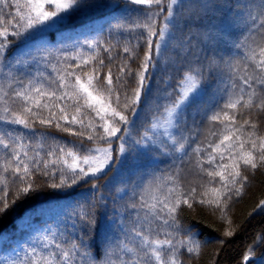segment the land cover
Returning a JSON list of instances; mask_svg holds the SVG:
<instances>
[{
  "label": "trees",
  "instance_id": "obj_1",
  "mask_svg": "<svg viewBox=\"0 0 264 264\" xmlns=\"http://www.w3.org/2000/svg\"><path fill=\"white\" fill-rule=\"evenodd\" d=\"M203 2L204 0H182L183 6L175 7L174 22L169 23L165 38L167 51L163 57L158 58L160 68L150 69L146 80L150 92L146 98L142 96L138 113H134L131 107L124 113L129 123L121 125L122 132L118 135L124 136L127 152L124 155L118 153L116 148L121 141L113 138L114 162L111 167L103 175L85 178L71 187L52 188L51 180L45 182L44 177L37 178L36 190L18 202L14 210L0 218V258L23 259L25 252L31 247L46 253L54 250L52 240L62 242L83 236L95 249L110 253L113 261H117V257L126 260L131 254L121 250L123 244L126 243L128 247L139 244L138 238H133L130 232L134 222H138V229L146 231L145 225L149 221L154 229L149 233L152 238L159 235L163 239L165 234H169L168 238L184 240L195 234L193 238L201 244L199 253L190 257L187 253L183 254L181 259L184 264H244L243 254L250 247L255 249L254 258H264V239H259L264 237V211H260L258 207L264 201V167L244 171L243 165L241 166L242 175L247 176L248 180L242 195L234 196L228 202L225 219L221 218L220 210L214 206L193 203L188 208L182 204L176 214V222L168 227L159 225V221L152 219L148 209L139 207L140 196L146 188H154L159 184L162 186L161 190L166 191L172 186L169 177L174 175L179 176L181 190L184 191L195 187L199 194L207 188L220 187L218 177L215 182L208 183L211 178L197 166L198 159L204 153L198 157L193 150L199 147L210 151L208 143H218L225 134L223 124L220 123L223 113H220V120L213 121L211 117L219 111L218 105L224 103L222 98L225 97L226 89L233 99L239 95L240 77L245 74L244 66L250 64L245 54L250 47H256L253 41L260 42L262 39L259 19L256 24L252 22V17H259L262 9L260 0H227L230 7L205 13L198 7ZM95 3L97 7L72 17L63 25L62 35L51 34L48 39L52 46L46 51H37L31 41L10 36L12 46L7 52V60L0 63V95L13 87L19 88V81H24L25 85L29 80L47 84L49 77L54 79L56 76L53 65L62 67L64 57L80 53L83 56L96 54L106 58L107 54L102 48L90 49L89 43L98 41L104 47L109 42L117 45L126 41L130 44L141 43L136 52L142 59L145 49L142 42L135 39L141 30L134 29L129 33L128 29L143 18L141 12L146 6L130 3L125 5L123 0H95ZM116 3L120 6L116 7ZM166 14L165 6L164 12L156 19L157 31L164 26ZM120 25L123 28L118 27ZM21 50L30 52V55L24 58V63L17 65L14 61ZM117 50L119 51V47ZM9 62H12L11 66L5 67ZM119 62L117 59L116 63ZM67 63L73 61L68 60ZM138 64L139 60L133 63V69ZM189 66H203L204 91L187 108L182 118L178 140L185 148L177 150L179 143L173 147L171 140L165 147L160 143L161 139H157L152 150H138L135 142L141 140L145 131L150 129L153 117L162 118L163 106L174 98L163 91L166 82L173 87L178 85L183 70ZM168 91L172 92L173 89L169 88ZM145 99L147 103L143 102ZM4 107L3 102H0V115H5ZM226 111L230 116H236L235 126L249 120L257 125V135L264 136V112L242 106ZM125 127L127 132L124 131ZM249 130L245 125L241 130L244 134L242 138H246ZM7 131L21 135L25 143L33 146L43 142L42 134L47 137L48 144L52 143L51 138L54 136L61 141L70 142L69 146L71 143L81 142L88 149L108 146L103 141H88L86 137L56 129L54 125L48 127L37 123L33 129H25L0 120V132ZM99 131L102 133V129ZM149 134L152 135V132ZM46 150L47 148L44 149ZM4 158L5 150L0 147V164L4 162ZM67 159L71 162L70 157ZM203 167L208 169L212 166L204 164ZM209 198H212L211 194ZM145 199L149 197L145 196ZM133 204L137 205L136 209H133ZM29 209L35 211L28 212ZM85 210L91 213L94 223L90 231L85 229L82 232L77 214H82ZM25 213V220L17 219ZM73 224L76 225L75 228ZM229 231L233 233L232 236L226 235ZM45 236L49 237L48 241H45ZM46 242L50 245L48 249L44 248ZM250 264H257V261L253 260Z\"/></svg>",
  "mask_w": 264,
  "mask_h": 264
},
{
  "label": "snow or ice",
  "instance_id": "obj_2",
  "mask_svg": "<svg viewBox=\"0 0 264 264\" xmlns=\"http://www.w3.org/2000/svg\"><path fill=\"white\" fill-rule=\"evenodd\" d=\"M123 2L125 5L130 3L146 6L141 12L143 18L138 19L128 29L129 33L134 29L141 30L135 39L142 42L145 49L142 59L136 52L141 43L130 44L126 41L122 45H117L109 42L106 47L98 41L89 43L90 49L102 48L107 54L106 58L96 54L83 56L80 53L64 57L62 67L53 65L56 76L54 79L49 77L47 84L29 80L25 85L24 81H19L21 85L19 88L13 87L0 95V102L5 105L3 108L5 115H0V120L5 123L22 126L25 129H33L37 123L48 127L54 125L56 129L86 137L88 141L99 140L108 145L88 149L81 142L71 143L69 146L70 142L61 141L54 136L51 138L52 143L48 144L47 137L42 134L43 142L33 146L25 143L19 134L14 135L11 131L0 132V147L5 150L4 162L0 164V218L14 210L18 202L36 190V181L39 177H44L45 182L51 180L52 188H63L74 186L85 178L103 175L104 170L110 168L114 162L113 138L121 141L116 151L121 155L127 152L124 136L118 135L122 132L121 125L129 123L124 113L130 107L134 113H138L142 96L146 98L150 92L146 85L149 71L160 68L158 58L163 57L167 51L165 35L169 23L174 22V9L177 5H183L182 0H123ZM260 5L262 9L260 15L252 17V22L256 24L259 19L262 39L260 42L253 41L256 47H250L245 54L250 64L244 66L245 74L240 77L239 95L233 99L226 89L225 97L222 98L224 103L218 105L219 111L211 117L213 121H217L220 120V113H223V120L220 123L223 124L225 134L218 143H208L210 151L199 147L193 150L198 157L204 153L198 159L197 166L211 178L208 183L215 182L218 177L220 187L207 188L199 194L195 187L184 191L181 190L179 176L174 175L169 177L172 186L166 191H162L159 184L154 188L151 186L146 188L140 196L139 207L148 209L152 219L159 221V225L171 227V224L176 222V214L182 204L188 208H191L193 203L214 206L220 210L221 218L225 219L228 202L234 196L242 195L248 180L247 176L242 175L241 166L243 165L244 171L264 167V136L257 135V125L245 120L237 127L236 116H230L226 111L242 106L264 112V0H260ZM97 6L95 0H0V63L7 60V52L12 46L10 36L31 41L37 51H46L52 46L48 39L51 34L62 35V26L72 17ZM115 6L120 5L116 3ZM165 6L167 8L165 23L157 31L156 19L164 12ZM198 7L200 11L209 13L230 5L227 0L223 2L204 0ZM118 27L123 28V25ZM27 55H30V52L21 50L14 63L17 65L24 63ZM117 59L120 60L119 63H116ZM68 60L73 63H67ZM137 60L139 64L133 69L132 64ZM11 63L4 66L10 67ZM211 67L210 64L209 69ZM203 71V66H189L183 70L178 85L173 87L171 83L166 82L163 91L174 98L163 106V122H160V117H153L150 129L145 131L141 140L135 142L138 150H152L156 145L149 133H155L159 129L163 131L164 139L160 140L162 145L167 147L169 140L172 141L173 147L179 143L182 118L187 108L194 104L204 91ZM211 74L210 71L209 75ZM169 88L173 91L169 92ZM143 102L147 103V100ZM245 125L250 130L246 133V138H242L244 134L241 130ZM101 129L102 133L99 131ZM124 131L127 132L126 127ZM184 148L185 145L179 143L177 150ZM69 157L71 162L67 159ZM204 164L212 167L206 169L203 167ZM209 194L212 198H209ZM145 196L149 199H145ZM132 207L136 209L137 205L133 204ZM258 207L260 211H264V201H261ZM26 216L27 213L17 219L25 220ZM77 220L80 222L82 232L85 229L89 231L92 229L94 221L87 210L77 214ZM136 223L138 222H134L130 232L133 238H138L139 244L135 247L123 244L121 250L131 255L126 260L117 257L118 264H184L181 259L183 254L187 253L190 257L199 253L201 244L193 238L195 234L184 240L168 238L169 234H165L163 239L159 238V235L152 238L149 233L154 229L151 228L150 221L145 225L146 231L143 228L138 229ZM75 227L73 224V228ZM226 235L232 236L233 233L229 231ZM44 239L48 241L49 237L45 236ZM49 246L47 242L44 244L45 249ZM51 246L54 250L46 253L31 247L25 252L23 259L2 257L0 264H117V261L111 259L110 253L95 249L83 236L62 242L52 240ZM254 257L255 249L248 248L243 254L244 264H250ZM257 264H264V258L258 259Z\"/></svg>",
  "mask_w": 264,
  "mask_h": 264
},
{
  "label": "rangeland",
  "instance_id": "obj_3",
  "mask_svg": "<svg viewBox=\"0 0 264 264\" xmlns=\"http://www.w3.org/2000/svg\"><path fill=\"white\" fill-rule=\"evenodd\" d=\"M167 34H168V32L166 33L165 38L167 37ZM160 122H161V123L163 122V116H162V118L160 119ZM151 136H153V139H154V141H155V144H156V142H157V141H156L157 139H164L162 129H159V130H157L155 133H152ZM167 142L171 143L170 140L167 141ZM106 169H107V168H106ZM106 169H105V170H106ZM105 170H104V171H105ZM259 258H260V257H259ZM259 258H253V260L257 261Z\"/></svg>",
  "mask_w": 264,
  "mask_h": 264
}]
</instances>
